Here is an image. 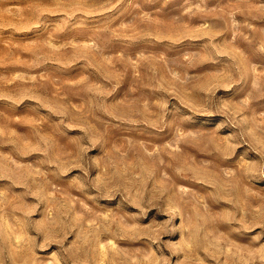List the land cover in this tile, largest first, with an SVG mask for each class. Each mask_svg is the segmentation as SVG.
Returning <instances> with one entry per match:
<instances>
[{
    "label": "rangeland",
    "instance_id": "1",
    "mask_svg": "<svg viewBox=\"0 0 264 264\" xmlns=\"http://www.w3.org/2000/svg\"><path fill=\"white\" fill-rule=\"evenodd\" d=\"M0 264H264V0H0Z\"/></svg>",
    "mask_w": 264,
    "mask_h": 264
}]
</instances>
